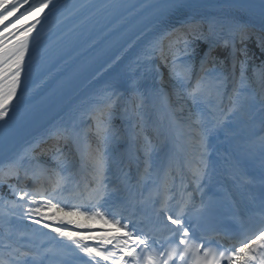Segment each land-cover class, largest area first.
Here are the masks:
<instances>
[{
  "label": "snow or ice",
  "instance_id": "1",
  "mask_svg": "<svg viewBox=\"0 0 264 264\" xmlns=\"http://www.w3.org/2000/svg\"><path fill=\"white\" fill-rule=\"evenodd\" d=\"M176 6L177 0H165L162 8ZM261 6L264 10V0ZM61 7L67 10L68 19L88 6L75 2L60 5L54 0H0V145L8 144L15 132L31 120V115L21 110L27 95L22 85L31 74L26 57L32 59L30 50L39 43L41 31L37 26L41 25L42 30V23ZM121 7L102 4L98 10L116 11ZM46 9L51 10L42 22L39 17ZM30 20L34 22L25 23ZM240 27L234 25L231 33L235 35ZM215 28L216 22H210L209 33L196 37L210 43L198 73L194 71V41L188 34L165 32L149 41L121 77L93 98L88 118L93 121L94 141L87 131L56 125L48 132V138L56 141L49 149L51 163L35 154L39 143L46 140L28 144L18 153L0 155V188H8V196L0 194V264H52L54 257L65 253L76 255L81 264H264V211L258 221L234 216V227L211 230L203 215L210 140L224 138L229 146L224 151L225 162L239 175L242 169L236 153L242 149L252 151L253 129L258 125L264 130V63L252 68V77L262 89L259 100L247 75L246 49L240 50L245 59L239 61V75H233L234 87L227 93L229 73L223 62L215 61V44L209 40L216 34ZM224 43L227 46L229 41ZM157 58L167 69L171 91L164 87L145 90L169 107L171 133L187 144V149L177 147L157 164L160 145L141 128L137 136L143 157H137L138 167L143 166L141 177L147 180L157 174L158 182L142 200L128 195L116 203L114 194L129 191L131 186V177L122 170L116 177L119 186L113 185L110 171L118 85L130 89L137 98L136 108H142L143 82L153 75L163 81V73L154 63ZM185 110L187 115L177 117L176 113ZM137 115L143 119L139 112ZM69 140L75 147V157L71 149L65 152L60 144ZM259 148L264 156V137ZM184 169L188 170L187 179ZM189 185H193L191 190ZM194 193L199 201L193 198ZM137 203L150 204L152 212L147 223L143 214L136 212Z\"/></svg>",
  "mask_w": 264,
  "mask_h": 264
},
{
  "label": "bare ground",
  "instance_id": "2",
  "mask_svg": "<svg viewBox=\"0 0 264 264\" xmlns=\"http://www.w3.org/2000/svg\"><path fill=\"white\" fill-rule=\"evenodd\" d=\"M80 1L82 0H54V3L64 5L72 2L78 3ZM240 1H243L245 3H251L258 7H262L261 0H240ZM33 2L34 3L39 2V0H33ZM164 3L165 0L148 1L139 9L135 10L134 13L126 16L124 20L113 25V27L108 29L107 32L103 33L101 36H99L94 41H92L90 45L83 48L82 50H80L79 53L75 54L68 61L60 65L58 69L54 73L47 76V78H45L44 81L39 82L38 84H36L35 87L27 91V95L24 98L25 102L21 110L25 109L26 106H28L29 104L37 100L38 97H40L45 92H47V89L52 87L61 77L68 74L69 71L74 69L77 65H79L80 62L92 56L91 55L92 53L96 52L107 41L111 40L115 35L120 33L126 25L131 24L138 17L146 14L148 11L157 9L160 5H163ZM50 10L51 9H46L45 13L41 14L39 19L42 22L44 21V17L47 15V13ZM64 12H67V10L64 9L63 7L59 8L53 14V16L47 21V23H42V30H44L45 27H47L48 25H51L53 21ZM189 16L191 17L194 16L195 18L201 19L200 27H202L203 29L202 33H206V34L209 33V25L210 22L213 21L216 22L215 33H218L220 35H223V33L231 32L230 29L237 24L242 26L236 31L237 34L238 32L244 33L246 31H249L250 29H253L256 26L259 27L264 26L263 25L264 17L250 12L249 13L244 12L239 9L236 10L231 7L196 9L189 12ZM33 22L34 21L30 20V21H26L25 23L29 24ZM174 22L175 21H173L172 19L166 21H160L157 25L147 29L146 32L136 37V39L133 40L132 43L127 45L120 53H118V55L115 56L112 61L106 64L102 70L98 71L97 73L92 75V77L89 80L82 83L81 86L78 87L76 91H74L71 94V96L64 101L65 103L59 109L49 111V113L44 118L39 119L37 123L33 124L31 127L26 129V131L23 132L21 136L16 137V139L14 140V145H12L11 147L16 146V148L18 149L16 153H18L22 151L23 148L28 144H35V142L38 141L39 136L41 134H44L46 131H48L50 127L56 126L58 119L60 120V116L63 115L61 113V109L64 106L72 104V109H76L84 104L92 103L93 98L96 96V94L99 92L101 88L119 79V77L116 75V68L118 64L123 63L126 68V66L129 63H131L133 60L136 59V57L140 54L144 46L149 43V41L161 35L162 33L165 32L170 33V31L172 32L171 26H173ZM37 30L42 31L41 25L37 26ZM34 34L36 33L34 32L33 35ZM262 45L264 46V39ZM117 57H119V59H117ZM113 61H115V63H113ZM154 63L157 65L156 60L154 61ZM143 83L144 86H158L161 88L160 86L161 79L155 75L150 76ZM127 92H129L130 96L136 98L135 96L132 95L130 89H125L122 86L118 85L119 98L124 94H126ZM65 114L69 115L71 113L66 112ZM10 148L5 147L1 149L0 155L14 154L12 153ZM237 180H239L240 183V177ZM51 235L54 236L55 234H51ZM45 243L49 244L51 243V241H45ZM52 264H81V260L72 253H65L63 255L54 257Z\"/></svg>",
  "mask_w": 264,
  "mask_h": 264
},
{
  "label": "trees",
  "instance_id": "3",
  "mask_svg": "<svg viewBox=\"0 0 264 264\" xmlns=\"http://www.w3.org/2000/svg\"><path fill=\"white\" fill-rule=\"evenodd\" d=\"M256 51H257V49H256ZM218 54H219V53H217L216 59L219 58V55H218ZM260 56H261V55H260L259 53H258V55H257V53L251 55L253 61H258V60H260V59L258 58V57H260ZM181 115H187V110H185L184 113H181Z\"/></svg>",
  "mask_w": 264,
  "mask_h": 264
},
{
  "label": "rangeland",
  "instance_id": "4",
  "mask_svg": "<svg viewBox=\"0 0 264 264\" xmlns=\"http://www.w3.org/2000/svg\"><path fill=\"white\" fill-rule=\"evenodd\" d=\"M245 36H248V34H245ZM262 47H263V45H262ZM262 49L264 50V47H263ZM262 63H264V60H262L261 64H262ZM258 85L261 86L259 83H258ZM259 89H260V91L262 90L261 88H259ZM260 93H261V92H260ZM175 103H176V102H175ZM261 131H262V130H261Z\"/></svg>",
  "mask_w": 264,
  "mask_h": 264
}]
</instances>
